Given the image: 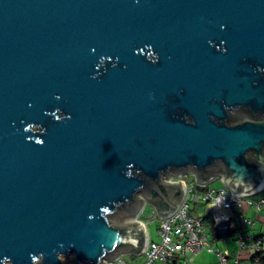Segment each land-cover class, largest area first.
<instances>
[{
  "label": "water",
  "instance_id": "95a60500",
  "mask_svg": "<svg viewBox=\"0 0 264 264\" xmlns=\"http://www.w3.org/2000/svg\"><path fill=\"white\" fill-rule=\"evenodd\" d=\"M188 172L264 187V0H0V264L138 254Z\"/></svg>",
  "mask_w": 264,
  "mask_h": 264
},
{
  "label": "built area",
  "instance_id": "2783aa9c",
  "mask_svg": "<svg viewBox=\"0 0 264 264\" xmlns=\"http://www.w3.org/2000/svg\"><path fill=\"white\" fill-rule=\"evenodd\" d=\"M188 174L193 175L189 180L185 178ZM217 177L224 182L222 174H215L205 182L196 181L192 172L171 176L169 180L184 181L185 193L172 214L163 218L157 215L158 240L150 239L149 222L138 219L146 204L144 202L136 216L147 231L146 248L137 254L145 255L142 264H178L181 258L191 263L192 257L204 249L215 254L214 264H264V222L259 221L263 229L256 231L257 220L244 213L249 206L257 211L264 210V187L252 194L236 196L228 186L209 187V182ZM201 204L206 207L204 215L194 213L195 207ZM236 208H240L238 215ZM154 212L155 207L150 215ZM227 236H233L237 243L235 249L215 245L216 238ZM124 254L115 260H105V264H125Z\"/></svg>",
  "mask_w": 264,
  "mask_h": 264
},
{
  "label": "rangeland",
  "instance_id": "374dc122",
  "mask_svg": "<svg viewBox=\"0 0 264 264\" xmlns=\"http://www.w3.org/2000/svg\"><path fill=\"white\" fill-rule=\"evenodd\" d=\"M192 174H188L185 178L189 180L192 178ZM209 187L213 188H220L222 186L227 187V185L220 180V178H215L213 181L209 182ZM244 205V204H243ZM243 207V206H242ZM154 207L150 203H146L144 205L143 211L140 213L138 219H142L145 222H149L147 225L149 237L152 240H158L159 236L157 234V227H158V218L156 212L150 215V212L152 211ZM240 208H236V213L238 215V212ZM205 204L197 205L195 207L194 213L198 215H204L205 214ZM245 215L248 217H251L252 219H256V225L255 229L258 231L259 229H263V226L260 225L259 221L264 222V210L257 211L253 207H247L245 210ZM238 221V219H236ZM249 230V229H248ZM250 231V230H249ZM252 232V230L250 231ZM233 237V236H232ZM231 236L227 237H219L215 240V245L219 246L221 248L228 247L230 250H233L237 247L236 241ZM124 260L126 261L125 264H142L145 260V255L140 254L137 255L135 253H126L123 255ZM215 254L212 252H209L207 250H202L199 253H197L195 256L192 257L191 263L190 261H187L186 259L181 258L178 261V264H214L215 263Z\"/></svg>",
  "mask_w": 264,
  "mask_h": 264
}]
</instances>
